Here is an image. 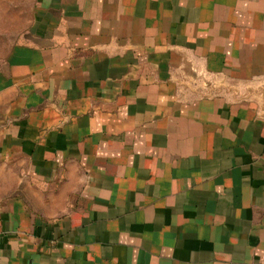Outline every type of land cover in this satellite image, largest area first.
<instances>
[{
  "label": "crops",
  "instance_id": "0c3cea01",
  "mask_svg": "<svg viewBox=\"0 0 264 264\" xmlns=\"http://www.w3.org/2000/svg\"><path fill=\"white\" fill-rule=\"evenodd\" d=\"M0 64V264H264V0H38Z\"/></svg>",
  "mask_w": 264,
  "mask_h": 264
},
{
  "label": "rangeland",
  "instance_id": "374dc122",
  "mask_svg": "<svg viewBox=\"0 0 264 264\" xmlns=\"http://www.w3.org/2000/svg\"><path fill=\"white\" fill-rule=\"evenodd\" d=\"M38 0H0V64L8 51L27 41Z\"/></svg>",
  "mask_w": 264,
  "mask_h": 264
}]
</instances>
